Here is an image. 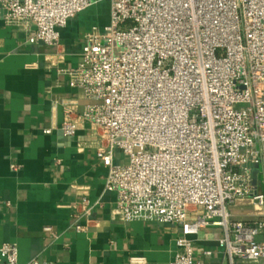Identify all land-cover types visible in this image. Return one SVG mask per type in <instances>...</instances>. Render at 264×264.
Masks as SVG:
<instances>
[{
	"label": "built area",
	"instance_id": "obj_1",
	"mask_svg": "<svg viewBox=\"0 0 264 264\" xmlns=\"http://www.w3.org/2000/svg\"><path fill=\"white\" fill-rule=\"evenodd\" d=\"M107 1L109 23L92 28L68 70L89 103L65 107L64 135L90 124L116 217L180 227L170 264H204L195 237L211 225L223 230L228 264H264V193L253 177L254 165L264 176V0ZM96 2L0 0V8L7 24L32 23L34 41L59 46L60 29ZM80 204L77 233L93 211L87 198ZM238 204L258 218H234ZM0 264L51 263L21 262L17 244L5 242Z\"/></svg>",
	"mask_w": 264,
	"mask_h": 264
},
{
	"label": "crops",
	"instance_id": "obj_2",
	"mask_svg": "<svg viewBox=\"0 0 264 264\" xmlns=\"http://www.w3.org/2000/svg\"><path fill=\"white\" fill-rule=\"evenodd\" d=\"M109 20V2L97 0L60 29L59 46H50L33 40L34 24L24 29L7 24L0 8V247L16 243L21 262L170 264L178 250L179 226L116 217L117 196L105 190L107 169L90 124L84 122L71 138L61 129L68 104L82 111L89 103L70 84L68 70L81 61L86 35ZM124 159L116 150L115 160ZM253 177L264 193L260 165L253 166ZM84 198L93 211L88 223L81 218L87 229L77 233L70 226L75 213L84 211ZM231 210L237 219L258 218L250 204ZM222 236L219 226L202 228L195 258L228 264Z\"/></svg>",
	"mask_w": 264,
	"mask_h": 264
}]
</instances>
